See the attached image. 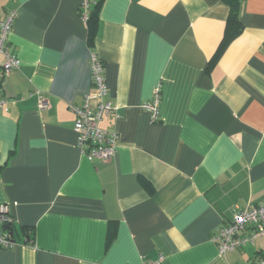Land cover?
I'll return each instance as SVG.
<instances>
[{
	"label": "crops",
	"instance_id": "crops-1",
	"mask_svg": "<svg viewBox=\"0 0 264 264\" xmlns=\"http://www.w3.org/2000/svg\"><path fill=\"white\" fill-rule=\"evenodd\" d=\"M82 0H0L16 19L2 76L0 204L15 247L0 264H264V238L219 255L235 212L264 204V0H104L89 40ZM103 63L117 108L107 162L82 158L71 106ZM160 89L158 119L141 108ZM39 96L48 108L39 110Z\"/></svg>",
	"mask_w": 264,
	"mask_h": 264
},
{
	"label": "built area",
	"instance_id": "built-area-1",
	"mask_svg": "<svg viewBox=\"0 0 264 264\" xmlns=\"http://www.w3.org/2000/svg\"><path fill=\"white\" fill-rule=\"evenodd\" d=\"M90 0H82L79 6V15L85 23L88 19ZM16 12H9L0 20V55L4 58L1 65L2 76H7L12 70L19 67L16 56L9 52L6 46L7 36L16 19ZM90 72L93 91L83 97L81 106H71L74 115L73 132L76 135L77 147L82 158L88 162L98 160L109 161L115 154L116 135L100 129L99 123L103 117L115 115L117 108L103 101L107 90L103 77V63L95 55L90 58ZM160 102V89H154L150 102L143 103L141 108L147 111L152 121L158 119ZM4 101L0 100V110ZM39 110L48 108V104L39 96ZM13 220L10 215L9 206L0 204V248L12 249L15 242L9 232L4 230L11 225ZM264 238V204L248 205L243 210L235 212L231 222L220 228L212 237V243L216 245L219 255L253 245L257 239Z\"/></svg>",
	"mask_w": 264,
	"mask_h": 264
},
{
	"label": "trees",
	"instance_id": "trees-1",
	"mask_svg": "<svg viewBox=\"0 0 264 264\" xmlns=\"http://www.w3.org/2000/svg\"><path fill=\"white\" fill-rule=\"evenodd\" d=\"M229 7V16L227 19V26H226V36L219 47L216 56H218L222 50L226 47V45L237 35L241 32V24L238 19V11L240 7V3L242 0H225ZM104 3V0H90V6H89V12H88V19L85 22V25L87 26V30L89 33V40L94 34L95 25L97 23L99 12L101 9L102 4ZM12 225V224H11ZM11 225L4 228L7 232L11 234Z\"/></svg>",
	"mask_w": 264,
	"mask_h": 264
}]
</instances>
